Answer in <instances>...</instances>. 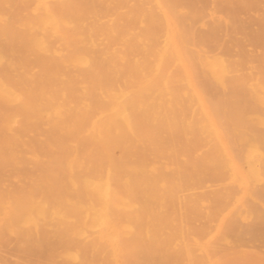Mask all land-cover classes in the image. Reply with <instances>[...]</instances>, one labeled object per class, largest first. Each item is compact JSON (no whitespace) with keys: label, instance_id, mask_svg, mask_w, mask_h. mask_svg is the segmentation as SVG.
Here are the masks:
<instances>
[{"label":"bare ground","instance_id":"6f19581e","mask_svg":"<svg viewBox=\"0 0 264 264\" xmlns=\"http://www.w3.org/2000/svg\"><path fill=\"white\" fill-rule=\"evenodd\" d=\"M121 66L133 67L132 71L137 75L142 73L140 67H145L144 71L147 67L156 68V75L162 81L167 77L164 69H181V75H176L186 86L180 90L177 85L174 89L175 81L172 84L169 78L171 83L168 85L172 84L169 88L174 89L179 98L178 90L188 86L184 90H189L191 99L187 101L196 102L194 106L192 102L183 105L181 100L180 106H185L180 118L182 127L180 124V128L173 127L176 122L172 119L171 123L165 122L159 116L163 109L155 112L157 101V106H151L155 116L154 113L150 115L148 109L150 117L143 115V110L142 114L118 112L117 116L133 122L129 128L139 137L141 150L139 145L137 154L133 153V162L127 163L119 162L112 151H107L106 161L100 155L103 163L99 157L95 159V151L84 153L86 142L81 141L85 120L91 112L97 114L100 107L88 106L84 113L69 112L60 119V137H51L47 141L49 149L45 151L48 153L45 157L49 166L43 164L47 166L45 169L31 167L38 181L33 180L31 201L28 200L26 185L30 182L26 179L30 160L26 161V153L30 133L27 132V120L31 115L35 129L37 121L44 116L41 117L42 90L39 86L32 88L29 97L27 83L31 81L34 86L38 85L44 76L49 77L50 73L45 69L50 67L71 71L73 68L90 67L91 70L93 67L95 70V67H101L97 70L101 71L102 67ZM135 66L140 72H136ZM120 70L113 72H121L119 76L126 77L128 71ZM149 72L144 75L146 79L152 74ZM104 73L101 75L103 80L109 74L103 78ZM52 75L50 78L54 77ZM171 75L176 80V76ZM114 77L110 78L122 79ZM85 78L84 82L91 81ZM101 79L97 80L103 82ZM140 79L136 81L141 83ZM106 83L105 87H113ZM151 85L149 90L158 87ZM49 87L46 89L54 91L55 88ZM144 94L145 98L147 94ZM94 96H91L92 103ZM27 98H32L31 109ZM44 100H47L46 96ZM183 100L186 102L185 98ZM47 103L51 102L47 100ZM176 104L173 103L174 109ZM176 110L171 112L172 115L176 112L175 117L169 115L173 119L182 114ZM99 115L104 114L100 112ZM100 119L91 121L90 134L93 141L99 143L97 147L114 134ZM150 120L152 124L148 127ZM167 131L168 137L165 136ZM41 132V135L45 133ZM29 138L31 140V136ZM133 138L131 142L135 144ZM179 140L181 149L177 148ZM168 143L170 147L176 143L178 156L182 154L183 161L177 159L176 150L166 154L165 144ZM37 146L34 141L33 151L29 154L33 152L37 157ZM168 157L172 159L170 164L165 163ZM39 164L42 165V161ZM169 165L176 167L171 175H165L164 167ZM124 170L128 173L126 180L121 177ZM65 181L72 191L74 187V192L71 199L61 201ZM29 185L31 188V183ZM64 190L68 195L69 189ZM28 201L32 202L31 214L37 211L36 207H42V214L38 212L42 218L45 214L51 215L57 207L54 214L65 215L64 224L60 221L58 225H47L46 215L44 224L40 216L36 218L37 223L31 222ZM62 205L64 213L59 210ZM50 208L51 214L48 213ZM81 211L88 212L85 222L89 221V224L82 223L84 217H77ZM175 211L177 214L169 217ZM172 217L174 220L181 217L177 219L183 228L178 232L179 236H176L179 226L175 223V226H169L174 222ZM175 227L176 232L172 230ZM194 228H198L195 231L198 230V234H193ZM240 228H244L243 231L237 232ZM214 230L220 231L212 233ZM180 233L181 239L185 235H201L204 239L208 235L212 239L218 234L226 236L221 235L225 241L232 236L241 240L244 235L258 241L264 238V0H0V264H236L233 260H246L241 253L234 252L237 246L233 251L229 246L231 250L227 251L228 247L223 250V246L217 245L220 251L203 246L201 237H197L201 240L191 242H187L189 237L186 241L173 240L174 236L180 237ZM245 240L243 244L248 241ZM206 243L208 246L210 241ZM196 244L201 248L194 249ZM253 251L251 253L256 252ZM260 254L264 253L261 251Z\"/></svg>","mask_w":264,"mask_h":264},{"label":"rangeland","instance_id":"374dc122","mask_svg":"<svg viewBox=\"0 0 264 264\" xmlns=\"http://www.w3.org/2000/svg\"><path fill=\"white\" fill-rule=\"evenodd\" d=\"M122 67V68H121ZM121 67H108L109 68V71H108V68H106V67H102V73H101V71H97L98 69H101V67L99 68L98 67V69H96L97 67H95V70L93 69V67H91V70H89L90 69V67H85V68H73L72 69V71H71V69H64V68H61V69H59L58 67H50V68H46L45 70H47V72L48 73H50V75H48L49 77H47V76H44L43 78H42V80L41 81H44L45 79L46 80H49V78L51 77V74H53L54 75V77H52V78H50V82H44V83H41V81L39 82V84L38 85H36V86H34L33 85V83L31 82V81H29L28 83H27V94H29V95H27V96H29V97H31L32 96V88L34 89L35 87H37V86H39L38 88L40 89V90H42L41 92L43 93H41V98L40 99H42V102L40 101V103H41V109H43L42 110V115H41V117L42 116H44V117H42V118H40V120H38L37 121V123H36V126H35V129H34V125L32 124V118H31V115H28V120H27V123H28V125H27V132H29L30 134H28L29 136H27V144L29 145V144H31V145H27V153H26V161L28 162L29 160H30V163H27V167H30V169L29 168H27V177H28V179H26V182H30L31 183V188L29 187L30 185V183L29 184H27L26 186H27V191H28V200H30L31 201V191H32V189H33V186L35 185L34 184V181L33 180H37L38 181V178L36 179V178H34V172L32 171L34 168H36L35 166H37V168L39 167V168H42V169H45V168H47V166L45 167L44 165H48L49 166V164L47 163V162H49V160H48V158H46L47 157V155H48V153L46 154V152L48 151V140H50V138L51 137H55V136H57V137H55V138H58V137H60L59 135H61V128H60V119H61V117L63 116H65L67 113H69V112H72L73 111V113H75V114H77V113H80V111L82 112V113H84V112H86L87 111V109H88V106H93V107H95L96 109L98 108V107H100V108H98L99 109V111H98V113L96 114V113H90L89 115H88V117H87V119H89L88 121H87V119L85 120V122H86V125H83V133H82V137H81V141H83V142H86V146L84 147V148H86V149H83V151H84V153H87L88 152V154H91V152H93V151H95L94 152V157H95V159L96 158H100V155H102L103 157H104V159H105V154H106V152L107 151H112V153L115 155V157L117 158V160L120 162V161H122L121 163H127V162H133V155L135 154H137L136 153V151L138 152V147H139V145H140V147H139V151L141 150L140 148H141V142L139 141V137L138 136H136V135H134L132 132H131V130H130V128L129 127H132V124H133V122H131V121H128V120H125V119H122V118H120L119 116H117V114H118V112H124V110L127 112V114H133V112L135 113V114H139V113H141L142 114V110H143V113H145V114H143V115H147V116H149L150 117V115H152V113H154V116H155V112L156 111H158V110H162L161 112L160 111H158V112H160V114H159V116H161V118L165 121V122H167V123H171L172 121L173 122H176V123H173V127L174 126H177V128H180V126L182 125V119H180V118H182V116H183V113H184V108H185V106H184V108H183V106H180V104H182V102H183V105H184V103L186 104L188 101H187V99H191L190 97H191V94H190V92H189V90H184V89H186V88H182L183 90L182 91H180L181 89H180V87H185L186 85H185V82L183 81L182 82V80L183 79H181L180 78V76H177L178 74H180V72L182 73V71H180L181 69H179V70H177L178 68H175V67H170V68H167L166 70H168V71H165V69L163 70L164 72H166V75L165 76H167L166 78H165V76H164V80L162 81L161 79L159 80V76H157L156 75V73H157V71H158V69H156V68H151V67H147V71H146V73H148V70H150V72H149V74H151L152 72L151 71H153V73L150 75V76H148V78L146 79V77L145 76H147V74L145 73V71H144V69L143 68H145V67H140V70L142 71V73H138V75L136 74V73H134L132 70V68H130L129 69V66H121ZM136 67V66H135ZM135 67H134V69H135ZM51 68L52 69H55V70H57V73H56V71L55 70H51ZM57 68V69H56ZM115 68V69H114ZM120 68H121V70H120ZM123 68H124V71L125 72H127L128 71V73L126 74L125 72H122V73H124V76H126V77H124V78H122L123 77V75H121V77L119 76V74L121 73H117V74H115L116 72H115V70L117 71V72H119L118 70H120V71H122L123 70ZM137 68L138 67H136V72H140V70H138L137 71ZM148 68H150V69H148ZM58 69H59V71H58ZM104 69H106V70H104ZM110 69H113V70H111V72L114 74H112L111 72H110ZM139 69V68H138ZM143 69V70H142ZM80 70V71H79ZM93 70V71H92ZM127 70V71H126ZM175 70V71H174ZM177 70V71H176ZM66 71H67V73H66ZM74 71V72H73ZM75 71H77V72H75ZM85 71V72H84ZM90 71H92V74H90L91 72ZM95 71V72H94ZM104 71H105V73H104ZM115 73H114V72ZM180 71V72H179ZM53 72V73H52ZM68 72H69V74H68ZM72 72V73H71ZM80 72H82V73H80L81 75L80 76H78L79 75V73ZM88 72V73H87ZM90 72V73H89ZM97 72H99L100 73V76H98V74L99 73H97ZM130 72H132V74H131V78H130V75H129V79H127V77H128V74H130ZM173 72V73H172ZM55 73V74H54ZM84 73H86V74H84ZM97 73V74H96ZM104 73V75L102 76L103 78H105L107 75V77H108V80H107V77L105 78L107 81L106 82H110L111 80H112V82H110L109 84L110 85H113V87L112 86H109V85H107V87H105L106 85H104V84H107L106 82H105V79L103 80V79H101V75ZM107 73H109V74H111V75H109V74H107ZM145 73V74H144ZM90 74V75H89ZM95 76H94V75ZM107 74V75H106ZM126 74V75H125ZM136 75V77L134 76L133 77V75ZM141 74V75H140ZM171 74H173V75H175L176 76V80H173L174 79V77L171 75ZM177 74V75H176ZM52 75V76H53ZM99 77H97V76ZM116 75H118V76H116ZM143 75V77H144V79H143V77H141ZM145 75V76H144ZM170 75L172 76V77H170ZM181 75V74H180ZM83 76H84V78H85V76H88V77H86V78H88V79H86L87 81L88 80H91V81H89V82H84V78H83ZM92 76V77H91ZM114 77L115 79L118 77V79H121L120 81H115L113 78H110V77ZM46 77V78H45ZM55 77H56V79H55ZM74 77V79H72ZM89 77H91V79L89 78ZM134 79H133V78ZM182 77V76H181ZM45 78V79H44ZM54 78V79H53ZM59 80H58V79ZM69 78V79H68ZM92 78H95L96 80L98 79V80H103V82H99L98 80L96 81V80H94V79H92ZM138 78H142V82L141 83H139L138 81H136ZM169 78H170V81H172V84L174 83V81H175V83L173 84L174 86H175V88L174 89H176V86L177 85H179V87H178V89H180V90H178L179 92V94L178 95H180L181 97H179V98H177L178 96L176 95L177 93H175L174 94V89H173V86H172V89L173 90H171V88H169V87H171V85H168V84H170L171 82H169ZM53 79V80H52ZM77 79H79V80H77ZM109 79H111V80H109ZM117 79V80H118ZM131 79V80H130ZM61 80V81H60ZM64 80V81H63ZM73 80V82H71ZM75 80V81H74ZM80 80H82L84 83H82V81H80ZM122 80H123V82H122ZM134 80H135V82H134ZM144 80V81H143ZM71 82V83H66V82ZM79 81H80V83H79ZM93 81V82H92ZM126 81V82H125ZM129 81V82H128ZM52 82H55L54 84L56 85V84H59V85H57L58 87H56L54 84H52V86L50 85V83H52ZM58 82V83H57ZM75 82V83H74ZM91 82V83H90ZM118 84H117V83ZM131 82H133L132 84H131ZM155 82V83H154ZM176 82H181L180 84L181 85H183V86H181L180 84H178V83H176ZM30 83V84H29ZM90 83V84H89ZM124 83V84H123ZM136 83V84H135ZM153 83V88H155L157 85H158V87L157 88H155V89H153V90H155L154 92H153V90L151 89V90H149V88H150V86L152 87V84ZM42 84V85H41ZM67 84V85H66ZM71 84H72V86H71ZM136 85V87L135 86H133V85ZM157 84V85H156ZM29 85H33L34 87H30ZM46 85H48V86H46ZM66 85V86H65ZM98 85V87H96V86ZM115 85V86H114ZM123 85V86H122ZM128 85L129 86H131V87H128ZM150 85V86H149ZM154 85H156L155 87H154ZM160 85H161V87H160ZM42 86H43V88H42ZM51 87V89H53V88H55L54 89V91L52 90H50L49 91V89H46V87L48 88V87ZM68 86V87H67ZM70 86V87H69ZM80 87V89H81V91H79V87ZM91 86V87H90ZM116 86H118V89H117V87ZM49 87V88H50ZM70 91L71 90V92H69L68 90L66 91V88ZM74 87V88H73ZM90 89H89V88ZM109 87H112V88H109ZM114 87H115V89H117V91L116 90H114ZM58 88V90H56ZM60 88V89H59ZM61 88H63V91L61 92ZM70 88V89H69ZM73 88V89H72ZM99 88V89H98ZM106 88V89H105ZM127 88V89H126ZM144 88H147V89H144ZM46 89V90H45ZM88 89H89V91H88ZM94 90V92L92 91V90ZM108 89H109V91H108ZM159 89V90H158ZM73 90V91H72ZM77 90V91H76ZM144 90V91H143ZM158 90V91H157ZM49 91V92H48ZM55 91H56V93H55ZM58 91H59V93L61 94H59L58 93ZM125 91V92H124ZM177 91V90H176ZM175 91V92H176ZM50 92L51 93H53L52 95L50 94ZM77 92H78V95H77ZM89 92H91V93H89ZM138 92H140V94L138 93ZM146 93V94H144V96H145V98L142 96V94L143 93ZM152 92H153V94H152ZM172 92V94H174L175 95V97H173L172 96V94H170ZM180 92H182V93H180ZM44 93H45V95H44ZM55 93V94H54ZM68 93V95H66ZM94 93V94H93ZM142 93V94H141ZM31 94V95H30ZM47 94V95H46ZM58 94V95H57ZM70 94H72V95H70ZM100 94V95H99ZM137 94V95H136ZM149 94H151L152 96V98L150 97V95ZM160 94V95H159ZM166 94H169V95H166ZM190 94V95H189ZM51 95V96H50ZM60 95V96H59ZM90 95V96H89ZM93 95H95L94 96V104L92 103V99H91V96H92V98H93ZM121 97H120V96ZM132 95V96H131ZM136 95V96H135ZM161 95H163V97L161 96ZM166 95V96H165ZM44 96V97H43ZM45 96L47 97V100H48V102H51V103H47V100H44L45 99ZM62 96V97H61ZM75 96H77V97H75ZM82 96V97H81ZM137 96H139V97H137ZM157 96H159L158 97V99H156L157 98ZM183 96H185L184 98L186 99V102H184L185 100H183L184 98H182ZM28 97V98H29ZM60 97V98H59ZM72 97V98H71ZM78 97H79V99H78ZM87 97H89L88 98V100H87ZM131 97V98H130ZM140 97H143L142 99L140 98ZM28 98H27V100H28ZM65 99V100H63V99ZM73 98H75V99H73ZM82 98H84V99H82ZM128 98V99H127ZM129 98L131 99V100H129ZM147 98H149L148 100H147ZM167 103H165L162 99ZM169 98V99H168ZM175 98H177L176 99V101L174 100V102L172 101L173 99H175ZM57 101H56V100ZM70 99V100H69ZM86 99V100H85ZM91 99V100H90ZM120 99V100H119ZM155 99V100H154ZM167 99L169 100V101H167ZM79 101V100H82V101H79V104H76V103H78V101L77 102H75L74 103V101ZM103 100V101H102ZM136 100H138L137 102H136ZM145 100H147V102H150V104L149 103H147ZM151 100V101H150ZM181 102V100H182V102L180 103L179 101ZM59 101V102H58ZM69 103H68V102ZM96 101V102H95ZM112 101V102H111ZM124 101V102H123ZM160 104H157L156 105V103L157 102ZM190 102H188L187 104L188 105H190V103L192 102V105L194 104L195 105V103L196 102H194V101H191V100H189ZM65 102V103H64ZM107 104H106V103ZM146 102V103H145ZM154 102V104H152ZM177 102H179V103H177ZM28 107H29V109H31V103H32V98H30L29 100H28ZM100 103V104H99ZM109 103V104H108ZM136 103H138V104H136ZM164 103V104H163ZM173 103H177L176 105H177V108H175L174 109V105H173ZM42 104H44V105H42ZM56 104V105H55ZM98 104V105H97ZM132 104H134V108L135 109H133V108H131L133 105ZM136 104V105H135ZM152 104V105H151ZM166 104V105H165ZM49 107H51V108H49ZM53 105V106H52ZM66 105V106H65ZM69 105V106H68ZM87 105V106H86ZM100 105V106H99ZM103 105V106H102ZM176 105H175V107H176ZM188 105H186V106H188ZM193 105V106H194ZM78 106V107H77ZM151 106H153V108H154V106H157L158 107V109H156V107H155V112H154V109L151 107ZM160 106V107H159ZM47 107V108H46ZM72 107H73V109H72ZM103 107H105L104 109H103ZM152 109H151V108ZM127 108H129V110H127ZM138 108H139V110H138ZM160 108V109H159ZM170 108L174 111V110H176L177 112H178V114H181L180 115V117L179 116H177L176 117V119H173L172 117H175V115H177L176 114V112H175V115L173 114L172 115V110L171 111H169L170 110ZM85 109V110H84ZM141 109V110H140ZM147 109L148 110H150V115H149V112L147 111ZM152 110V111H151ZM64 111V112H63ZM129 111V112H128ZM137 111H138V113H137ZM167 111H168V113H167ZM100 112H103V114L104 115H102V116H100L99 115V113ZM94 114V115H93ZM140 114V115H141ZM164 115H166V116H164ZM172 116V117H170V116ZM97 116V117H96ZM99 116V117H98ZM167 116H169V117H167ZM149 117H148V120H149ZM166 117V118H165ZM101 118V119H100ZM152 118H153V116H152ZM177 118H179L180 119V121H179V119H177ZM97 119H100V120H102L101 122H103V124H104V127H107V129L108 130H110L111 132L113 131L114 132V134H112L111 135V137L110 138H108L107 139V141H105V142H103L102 144H100L101 145V147L99 146V147H97L98 145H99V143H95V141H93L94 139H93V137H92V135L90 134V132H91V126H92V122L93 121H95V120H97ZM171 119H172V121H171ZM99 120V121H100ZM152 120V119H151ZM151 120H150V122L149 121H147L148 122V127L149 126H151L150 124H152V122H151ZM31 121V122H30ZM44 121V122H43ZM90 121V122H89ZM92 121V122H91ZM120 121V122H119ZM180 123H179V122ZM43 122V123H42ZM119 123V125H118V123ZM40 123H42V124H40ZM166 123V124H167ZM178 123V124H177ZM32 124V125H31ZM130 124V125H129ZM165 124V125H166ZM180 124V126L178 127V125ZM38 125V126H37ZM40 125H42V126H40ZM87 125H89L88 127H90V128H88L87 127ZM114 125V126H113ZM117 126V127H116ZM118 126H121V128H119ZM37 127V128H36ZM40 127V128H39ZM43 127V128H42ZM86 127V128H85ZM123 127V128H122ZM182 127V126H181ZM31 128V129H30ZM43 130H42V129ZM30 129V130H29ZM33 129V130H32ZM50 129V130H49ZM52 129H54V131L56 132H54V131H52L53 132V135H52V132H51V130ZM113 129V130H112ZM124 129V130H123ZM36 130H39V131H37L36 133H35V131ZM46 130H49V132L48 131H46ZM86 132H85V131ZM88 130V131H87ZM115 130V131H114ZM32 131V132H31ZM33 131H34V133H33ZM41 131H44L45 133V136H44V134L43 135H41ZM112 132V133H113ZM125 132V133H124ZM169 131H167V134H165V136H167L168 137V133ZM37 133H39L38 135H37ZM47 133H49L50 134V136H49V134L46 136V134ZM120 134V135H119ZM125 134H126V136H125ZM128 134V135H127ZM34 137H33V136ZM35 135H37V136H35ZM86 135V136H85ZM120 136V138H119V136ZM122 135V136H121ZM130 135V136H129ZM31 136V140L32 139H34V140H30V137ZM90 137V139H89V137ZM123 136H125V138H123L122 139V137ZM134 137L133 138V141H136V142H134L135 144H133L132 142H131V140H132V137ZM170 136V135H169ZM49 137V138H48ZM86 137V138H85ZM182 137V136H181ZM35 138H38L37 140L39 141H37ZM41 138V139H40ZM48 138V139H47ZM84 138V139H83ZM88 138V139H87ZM119 138V139H118ZM128 138H129V141H128ZM42 139H44V140H42ZM47 139V140H46ZM85 139H86V141H85ZM110 139V140H109ZM90 140H92L91 142L93 143H95L94 145L91 143V142H88V141H90ZM114 140H115V142H114ZM124 140V141H123ZM181 140V139H180ZM180 140H179V146L177 147V148H179V149H181V144H180ZM34 141L37 143V147H39V145H41L42 143L44 144L43 146L41 145V147H39L38 149V152H37V157H35L34 155H33V152L31 153V154H29L31 151H33V143H34ZM112 141H113V144H112ZM120 141V142H119ZM121 141H123V142H121ZM33 142V143H32ZM47 142V143H46ZM108 142V143H107ZM127 142V143H126ZM104 143L106 144V145H104ZM110 143V144H109ZM120 143H123V144H125V145H123V144H121L120 145ZM45 144L47 145V146H45ZM90 144H91V146H90ZM114 144H116V145H114ZM130 146H128V145ZM169 144V143H168ZM168 144H165V149H166V154L168 153V155H170V153L173 151V150H176V152H177V148H176V143H172L173 145H171V147H170V144L168 145ZM89 145V146H88ZM137 147V149L134 147ZM168 145V146H167ZM175 145V146H174ZM47 148V150H44V148L45 147ZM111 146V147H110ZM131 146H133L132 148H131ZM174 146V147H173ZM43 147V148H42ZM109 147V148H108ZM126 147H127V149H126ZM128 147H129V149H128ZM171 149H170V148ZM174 148V149H173ZM98 149V150H97ZM116 152H114L113 150ZM178 149V150H179ZM30 151V152H29ZM43 151V152H42ZM46 151V152H45ZM98 151V152H97ZM129 151H130V153H129ZM131 151H132V154H131ZM180 151V150H179ZM182 151V150H181ZM46 155H45V154ZM127 153V154H126ZM134 153V154H133ZM178 153L179 152H177L176 153V155H177V159H179L180 161H183V156H182V154H180V156H178ZM96 154V155H95ZM41 155H44V157L43 156H41ZM130 157H129V156ZM46 156V157H45ZM127 156V157H126ZM40 157H42V158H40ZM103 157L102 158H100L101 159V161L103 162V163H105V161H106V159H105V161L103 160ZM122 157H123V159H122ZM30 158H33V159H30ZM119 158V159H118ZM37 159V160H36ZM40 159V160H39ZM42 159V160H41ZM99 159V160H100ZM168 159V160H167ZM166 160H165V163H168V164H170V163H172L171 162V160H169L170 158L168 157ZM31 160H33V161H31ZM36 160V161H35ZM44 160V161H43ZM47 160V161H46ZM35 161V162H34ZM42 161V165H40L39 163ZM179 161V162H180ZM44 162H46V163H44ZM176 162H178V160H176ZM32 163H37V165L36 164H32ZM181 163V162H180ZM180 163H177V165H179V166H181L180 165ZM183 163V162H182ZM44 164V165H43ZM176 164V163H175ZM29 165V166H28ZM34 165V168L32 169L31 167ZM55 165V164H54ZM41 166H43V167H41ZM168 167V166H167ZM176 167V166H175ZM175 167H173V166H171V165H169V167L168 168H165L164 167V173H165V171H166V173H165V175H171L172 174V169L173 168H175ZM31 171H32V174H31ZM30 172V173H29ZM124 172V173H123ZM123 172H121V177L122 178H124V180H126V178H127V176H128V173H127V171L126 170H124ZM170 172V173H169ZM29 173V174H28ZM168 173V174H167ZM30 176H31V178H30ZM36 182V181H35ZM38 182H36V184H37ZM67 182L65 181V183H64V187H63V194H64V196H62V200L61 201H66V200H69V199H71V197H70V195H71V193L72 192H74V187H73V191H72V187L70 186V184L69 183H67ZM34 184V185H33ZM70 186V187H69ZM29 187V188H28ZM67 187H69V188H67ZM64 189H66V190H68V191H66V194H68V195H65V190ZM30 190V191H29ZM68 192V193H67ZM63 197H64V199H63ZM30 201H28L29 202V208L32 206V202L30 203ZM55 205L54 204H52V207H54ZM51 207V208H52ZM51 208H50V210H49V212L48 213H50L51 214ZM55 208V207H54ZM57 208V207H56ZM55 208V209H56ZM63 208V205L59 208V210L61 211V213H64L65 212V210H63L62 209ZM36 209H37V211H35L34 213H32L31 214V208L29 209V217H31L30 219H31V222H34V223H37V220L39 219V216L40 215H38V212H39V214H42V207H41V209L39 208V206L38 207H36ZM55 209H54V212H53V210H52V214L51 215H53L54 213H55ZM177 210V212L179 213L180 212V210H179V208L178 209H176ZM41 212V213H40ZM85 212V213H84ZM81 213L82 214H78L77 215V217H79V218H82L83 219V217H84V219H83V221H82V223L84 224V223H88L89 224V221L88 222H85L86 221V218H87V215H88V212L87 211H81ZM35 214V215H34ZM177 213H176V211H175V213H172V215H170L169 217H171V216H173V215H176ZM181 214V213H180ZM179 214V215H180ZM31 215V216H30ZM45 215H46V217H45ZM44 215V218H46V219H48V221H47V225H53V224H55V225H58L59 224V222L60 221H63V223L62 224H64V218L66 217L65 215H63L62 214V216H60V214H54L53 216H55V217H52L51 215H47V214H45ZM80 215V216H79ZM178 215V216H179ZM34 216H35V218H34ZM34 219H33V218ZM50 218V220H49V218ZM36 218H38V219H36ZM40 218L43 220L44 218H42V216H40ZM54 218H56V219H54ZM60 219V220H58V219ZM181 217H177V219H180ZM53 219V220H52ZM62 219V220H61ZM175 218L174 217H172V219H171V221L172 220H174ZM174 220V222L172 221V223L170 222V224H169V226L171 227V225L173 226L174 225V223L176 224V225H178L179 226V231H177V227H175V229H173L172 228V230L173 231H177L176 233V236H179L178 234V232H182V225L180 224L181 222H179V220ZM42 220H41V222H42ZM175 221H177V222H175ZM40 222V221H39ZM46 221H45V219H44V222H42L43 224L45 223ZM91 223L90 224H93V221H90ZM49 223V224H48ZM58 223V224H57ZM79 223H81V221L79 222ZM81 223V224H82ZM94 223H96L95 221H94ZM39 224V223H38ZM41 224V223H40ZM61 224V223H60ZM134 224H137V223H134ZM144 224H149V225H151L152 223H144ZM154 224H156V223H154ZM162 224H164V223H162ZM161 224V225H162ZM182 224H183V222H182ZM160 225V224H159ZM163 226V225H162ZM161 226V227H162ZM175 226V225H174ZM170 227H166V228H168V229H170ZM165 228V227H164ZM166 228H165V231H166ZM168 229H167V232H170V230L168 231ZM195 230H194V232H193V234L194 233H196L195 231H196V229H198V228H194ZM206 229H208L209 230V228H206ZM206 229H205V231H206ZM215 229V228H214ZM243 229L244 228H240V229H237L236 231L238 232V231H243ZM246 229H248V228H246ZM245 229V230H246ZM163 230V229H162ZM171 230V231H172ZM192 230V229H191ZM210 230L212 231V229L210 228ZM249 230V229H248ZM164 231V230H163ZM211 231H207L208 233H210ZM218 231H220V230H214V232H212V233H217ZM174 232V233H175ZM192 232V231H191ZM244 232H247V231H244ZM173 233V232H172ZM199 232H198V230H197V233L196 234H198ZM175 235V234H174ZM180 235H181V233H180ZM220 234H218V235H216V236H214L212 239H210V236H208V235H205V236H207V237H205V239H204V236H203V238L201 237V235H197V237H201L202 238V242H201V244L203 245V246H205V247H210L211 249H216V250H218L219 248H217V245H218V247H221V246H223V250H227L228 248H229V246H230V248H232V251H233V247L235 248L236 246L238 247H236L235 249H234V252L235 251H237V252H239V253H241L242 254V256H244L245 258H246V260L244 259V261L242 260V259H239V260H233V262L234 261H236L237 263L239 262V261H241V262H239L240 264H242L243 262V264H247V262L248 263H250V264H263V261H264V250L262 249L263 248V246H264V238H261L260 240L261 241H263V243L261 242V241H258V240H256L255 238L254 239H252L251 237H249L248 235L246 236V235H244V236H242V238H244V239H242L241 238V240H240V238H239V240H238V238L237 237H234V236H232V237H230V240L229 241H225V240H223V237H226V236H224L223 234H221L223 237H221V235L219 236ZM176 236H174L173 238V240H176V241H178V242H180V241H183V240H187V238H188V240H187V242H191V241H193V240H195V239H197V240H201V239H199V238H197L195 235H185L184 236V238H182L181 239V237H183L182 235L180 236V237H177L176 238ZM171 237V236H170ZM187 237V238H186ZM220 237V238H219ZM163 238H165V237H163ZM172 238V237H171ZM222 238V239H221ZM234 238H235V240L237 241H234ZM247 238H249V239H252V240H248ZM145 239V238H144ZM143 239V240H144ZM147 239V238H146ZM168 239H169V237H168ZM204 239V240H203ZM208 239H209V241H210V243H209V245L208 246H206L205 244H208V243H206V242H209L208 241ZM246 239V240H245ZM170 240V239H169ZM172 240V239H171ZM220 240H221V242H220ZM247 241L246 243H249V244H247V245H245V244H243L242 242L243 241ZM256 242H255V241ZM212 241L214 242L213 244H214V246L213 245H211L212 244ZM216 241V242H215ZM232 241V242H231ZM239 241H241V242H239ZM217 242H218V244H217ZM235 242V243H234ZM216 243V244H215ZM220 243V244H219ZM241 243V244H240ZM253 243V244H252ZM258 245H257V244ZM193 244H195L194 242H193ZM243 244V245H242ZM260 244V245H259ZM200 245V244H199ZM198 245V247H197V244L194 246V245H192V246H194L193 248L194 249H200L201 248V246H199ZM211 245V246H210ZM221 245V246H220ZM255 245V246H254ZM258 247H257V246ZM263 245V246H262ZM212 246H213V248H212ZM225 246V247H224ZM245 246H247V247H245ZM251 246V247H250ZM226 247H228L227 249H225ZM253 247V248H252ZM262 247V248H261ZM228 249L227 251H229V250H231V249ZM240 248V249H239ZM249 248V249H248ZM258 248V249H257ZM221 249V248H220ZM219 249V250H220ZM256 251L257 252V255H256V252H254V253H251L252 251ZM262 249V250H261ZM239 250V251H238ZM243 250V251H242ZM251 252H250V251ZM259 252H258V251ZM262 251V256H261V254H260V256H259V253H261V251ZM221 251V250H220ZM246 251V252H245ZM247 252H249V254L247 253ZM253 254H255L256 256H254V257H251V256H253ZM246 255H248L249 256V258L251 257V260H249L248 259V256L246 257ZM257 256H259V257H257ZM255 257H257L256 259H254ZM260 258H261V260H260ZM247 259H248V261H247ZM253 259H254V261H253ZM255 260H258V263H257V261H255ZM260 260V261H259ZM243 261V262H242ZM262 262V263H261ZM236 263V264H237ZM238 263V264H239ZM233 264H235V263H233Z\"/></svg>","mask_w":264,"mask_h":264}]
</instances>
